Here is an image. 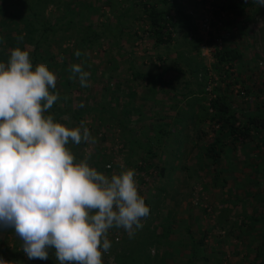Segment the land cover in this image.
I'll return each instance as SVG.
<instances>
[{"label":"trees","instance_id":"1","mask_svg":"<svg viewBox=\"0 0 264 264\" xmlns=\"http://www.w3.org/2000/svg\"><path fill=\"white\" fill-rule=\"evenodd\" d=\"M256 4H259L256 0L241 3L226 2L223 5L214 4L217 8L214 11V16L221 17L222 14H225L226 17L223 20L224 24L226 23V28L233 29L237 25L236 16H242V23L244 24L251 22L252 17L250 14H245V10L250 9L253 11ZM130 18L136 20L137 24L142 25L139 28L141 29L140 32L127 23ZM191 19V14L184 12L183 6L178 0H121L119 7L116 6L113 0H0V62H7L10 50L13 48L28 49L34 67L39 63H44L57 77L56 88L50 89V91L59 93L60 99L54 103L49 113L46 114H52L57 122L65 125L72 121L79 125L82 120L84 121L86 114H96L100 124L106 116L118 120V123L122 126L123 135L128 134L125 139V144L130 151L127 161L131 159L136 148L144 149L140 156L144 164L142 168L139 167L142 171L145 169L148 172L154 166L152 162L158 157L154 150L155 146L158 144L162 146L165 140L168 141L167 138L172 133H177L178 129H175L177 124H181L186 119L190 120L188 126H185L187 128L194 124L200 126L205 122L215 123L219 126L218 136L211 141L207 148L198 152L196 157L200 164L207 163L204 160L210 159L213 164L220 168L214 171L213 181L214 184H217L220 180L224 181L225 169L222 167V161L227 158L229 153L236 151L237 144L243 145L244 148L250 147L249 144L254 142L260 144L257 146L259 149L261 145L264 146V101L258 103L252 110L235 107L228 99L231 91L227 90L232 85L231 83H234L232 79L228 83L224 94L221 93L220 88L214 87L212 91L214 97H199V94H208L206 89L208 83L205 84L195 80L199 88L198 93L190 91L185 94L182 93V99L178 100V104L188 100L182 107L184 110L181 114L183 115L182 118L179 116L165 118L166 116L161 115V124L147 125L144 119L131 120L132 112L127 108L129 104L131 105L139 100V87H145L146 91L145 97L141 100H147L151 94L156 93V86L160 91H164L166 88L178 90L175 84L176 80L172 78V80H168L166 76H172L174 72L185 74L177 67V63L166 66V59H163L162 55L159 56L162 66H155L159 70L157 73L138 70L134 58L135 52H130L131 43L134 45L138 40L143 39V35H146L154 41L155 47L170 46L176 41L175 34L179 27L185 24L184 21L190 22ZM242 29L245 30L244 27ZM192 30L197 33V29L190 26L189 32ZM228 32L230 33L229 30ZM21 36L23 40H18V37ZM227 39H231V35ZM225 40L226 38H224ZM124 42H127L130 48L128 52L121 53L124 50ZM66 43H70L71 46L63 49ZM202 43V40L197 42L192 51L200 52ZM207 43H210V41ZM112 48L119 52V55L108 63L110 65L112 63L114 65L113 69H117L120 60H128L130 63V77L129 79L125 78L127 79L125 81H115L112 87L108 86L109 82H104V91L109 95L110 101L115 100L113 104L109 102H89L88 98H94L95 93L98 95L103 94L102 90H98L97 87L90 84L92 80H96L95 72L97 71V67H93L91 57L97 51L109 52ZM76 51H80L81 55L79 57L75 55ZM59 53L61 57H59ZM215 53V70L222 73L221 76L224 80L232 77L231 63L241 57L238 49L227 47L224 50L219 49ZM76 63H81L85 70L90 73L89 86L86 88L81 87L78 80L69 79L71 75L70 66ZM189 67L192 74L200 72L198 67H196V70L192 69L190 64ZM106 69L108 70V66ZM235 82L240 81L237 78ZM243 82L248 83V80L243 79ZM185 83L186 86H190L191 81ZM122 88H125L126 92L128 91L127 95L120 94ZM252 88L257 94H264V78L260 83L254 84ZM248 90L246 88V91L240 92V94L245 98L249 94ZM75 92L79 94L71 96ZM193 94L194 96L198 95V98H189ZM192 101L198 102L199 105ZM81 104H83V107H80ZM141 105L144 106L143 103ZM194 106L202 108L205 115L200 111L197 114L192 112ZM116 107H123L121 114L115 112ZM171 107L178 106L173 104ZM168 118L170 121H166ZM195 119L196 122H194ZM146 125L154 127L157 137L155 140L151 137H145V146H143V142L138 136L141 134L140 131L143 130L142 127L147 128ZM85 126L87 127V125ZM171 127L173 128L171 129ZM71 144L75 146L77 152H82L87 146L83 142L80 145H75L72 142ZM171 144L173 143L166 145L165 148H170ZM179 150L181 151V148ZM244 153L246 157L244 162L250 168H254L252 170L253 174H250V176L258 184V181L264 176V154L259 155V162H255V165L252 166L247 162L252 160V153H249L248 150H245ZM99 157L93 166L100 172H110L113 168L112 161L103 163L104 156ZM161 171H164V168H161ZM259 176H261L260 179H258ZM251 198L256 200L260 207L264 204V191L253 194ZM240 201L236 199L232 203L228 199L232 209L237 208ZM226 211L227 209H223V212ZM242 212L245 213L246 211L243 210ZM256 212L244 216L243 220L241 219L239 222L240 226L245 229L243 232L245 237L249 238L254 237V235L257 238L258 235L256 234L259 233L256 232L255 228L258 223L263 224L260 235L261 240L258 241V247L256 246V249H254L255 256L250 264H264V214L262 211L259 214H256ZM236 218L239 219L238 215ZM196 220L197 218H192L188 220L187 224L183 221L185 232L188 235L187 243L182 238L177 241L171 240L176 231L169 217L164 219V223L161 225L162 232L160 233L147 229L140 236L135 235L131 239L124 236L121 241L118 238L119 236H113L111 240L115 241L118 238L119 243L114 244L115 264H168L181 254L182 248H189L190 250L189 258L184 264L196 263L199 260L198 255H202L206 251L205 249L208 248L207 241L210 238L208 231H203L199 237H195L193 223ZM221 226L226 228L228 225L221 222ZM231 226H229L230 229ZM120 229L122 228L114 227L115 231ZM10 231L15 234L14 229H10ZM245 245L250 253L252 244L248 241V244ZM162 247L164 249H161ZM153 248L162 252L152 255ZM202 259L208 261L206 258Z\"/></svg>","mask_w":264,"mask_h":264},{"label":"rangeland","instance_id":"2","mask_svg":"<svg viewBox=\"0 0 264 264\" xmlns=\"http://www.w3.org/2000/svg\"><path fill=\"white\" fill-rule=\"evenodd\" d=\"M113 1L119 7L121 0ZM178 1L183 6L184 12L191 14L192 19L190 22L184 21L185 24L179 27L175 34L176 41L170 46L155 47L154 41L143 35L142 40H138L134 45L131 43L132 48L130 52H135L136 66H138V70L140 71L157 73L159 70L155 66H162V61H159V56L162 55V58L166 59V66L177 63V67L184 71L185 74L182 75L174 72L172 76H166L168 80L171 78L176 80L175 84L178 90L166 88L164 91H160L156 86V93L151 94L147 100H141L145 97V87H139V100L131 105L129 104L127 107L132 112L131 120L138 121L139 119H144L147 125H157L161 124V115L166 116L165 118L172 116L182 118L183 115L181 114L184 111L182 107H184V103H187L188 100L180 102V104H178V100L182 99V93L185 94L188 91L198 93L199 88L195 80L197 82L199 80V82L205 84L208 83L206 88L208 94H199V97H214L212 93L214 87L220 88L221 93L224 94L228 83L232 79L234 83H231L232 85L227 90L231 91L228 99L235 107L252 110L258 103L264 101V94L259 95L252 88L254 84L260 83L264 78V7L256 4L253 7V11L250 9L245 10V14H250L252 17L251 22L247 24L242 23V16H236L237 25L233 29H227L225 23L224 27L222 26L221 28V32L215 33L216 30L213 33H206L202 30V23L205 19H210L212 16L211 13L216 8L214 4L223 5L226 2L241 3L251 2L252 0ZM127 23L140 32L141 29L139 28L142 25L140 23L137 24L136 20L130 18V21ZM190 26L195 27L197 33H194L193 30L189 32ZM243 27L245 30L242 29ZM228 30L230 34L232 33L231 39H226L223 47L219 48L217 38L227 33ZM200 40L203 41L200 52L196 50L192 51L195 44ZM209 41L210 43H207ZM70 46V43H66L63 49H67ZM123 46L124 50L121 53L128 52L130 48L129 44L124 42ZM227 47L237 48L241 57H238L231 63L233 76L224 80L221 76L222 73L215 70L214 55L219 49L224 50ZM106 48L108 47L106 46ZM60 53L62 54L61 51ZM60 53L59 57H61ZM118 55L119 52L115 51L114 48L110 49L109 52L100 50L92 55L93 67H97V71L95 72L96 80H92L90 84L97 87L98 90H102L103 94L98 95L95 93L94 98H88L89 102H109L112 104L115 102V100L110 101L109 95L104 91V82H109L108 86L112 87L115 81H125L130 77V63L128 60H120L117 69H113L114 65L108 63L110 60L118 57ZM189 64L192 69L196 70V67H198L200 72L192 74L189 71ZM107 66L108 70L106 69ZM196 77L197 79H195ZM237 78L240 81L238 83L235 82ZM243 79H247L248 83H242ZM188 81H191L190 86L185 85V82ZM246 88L249 89V94L244 98L240 92L246 91ZM127 93L128 91L126 92L125 88H122L120 91V94L127 95ZM78 94V92H75L71 96ZM189 98L196 99L198 95L194 96L193 94ZM192 102L199 105L198 102ZM142 103L144 106L141 105ZM173 104L178 107L170 108ZM122 110L123 107H116L115 112L121 114ZM199 111L205 115L202 108L194 106L192 112L197 114ZM96 116V114H86L84 116V121H86L90 133L95 137V143H86L87 146H85L82 152H77L71 141L67 147L76 156L77 161L84 159L87 155L89 157L88 163L91 167H94L93 164L101 155L104 156L103 163L112 161L113 168L110 172L105 173L107 175L121 171V165L124 168L135 170V179L138 183L140 194L145 197L146 203L151 209L149 217L143 221V228L136 232V236H140L147 229L157 233L162 232L161 225L164 223V219L169 217L176 231L171 240L177 241L182 238L187 243L188 235L185 232V223L187 224L188 220L192 218H197L193 223L195 237H199L203 231H208L210 238L207 241L209 244L208 248L205 249L206 251L202 255H198L199 260L194 264H250L255 256L254 249H256V246L258 247V241L261 240L260 235L263 224L258 223L255 228L256 232L258 231L259 233L256 234L258 235L257 238L255 235V238H249L245 237V233H243L245 229L240 226L239 221L244 216L254 214L257 209L259 210L256 214H259L261 211L264 214V204L259 207L260 204H257V201L251 198L253 194L264 191V176L262 178L261 176L258 177V179L261 178L258 184L250 176V174H253L252 170L254 168H250L244 162L246 158L244 152L248 150L249 153H252V160L247 162L253 166L255 162H259L258 156L264 154V146L261 145L259 149L257 146L260 144L254 142L249 144L250 147L244 148L243 145L237 144L238 148L236 151L229 153L227 158L222 161V167L225 169V173L223 174L225 182L220 180L217 184H214V171L220 168L213 164V161L210 159L204 160L207 163L200 164L196 156L198 152L207 148L211 141L218 136L219 126L215 123L205 122L200 124V126L194 124L190 128H187L185 126H188V121L190 120L186 119L181 124H177L175 127V129H178L177 133H172L167 138L168 141L165 140L164 147L162 148L163 145L161 146V144L155 146L154 150L158 157L152 162L154 166L147 172L145 169L144 171L139 169V167L142 168L144 165L142 163L143 159L140 158L144 149L136 148L131 159L127 161L130 151L129 147L125 144V139L128 137V134L123 135L122 126L118 123V120L106 116L105 120L101 121L100 124ZM166 121H170V119L168 118ZM196 121L195 119L194 122ZM66 126L73 128L79 125L75 121H72ZM142 128L143 130L140 131L141 134L138 137L142 140L143 146H145L144 139L151 137L155 140L157 132L153 129L154 127L147 126L146 128L144 126ZM198 135L200 137H197ZM170 143L173 144H171L170 148L166 149L165 146ZM180 148L181 151L179 150ZM161 168H164V171H161ZM228 199L230 202L239 199L241 200L240 205L232 209ZM223 209H227V211L223 212ZM243 210L246 212L243 213ZM237 215L239 219L236 218ZM221 222L228 226L223 228ZM229 226L232 228L230 229ZM10 229L0 230V258L5 260H7V256L12 258L13 254H16L17 251L18 253H24L22 249L23 244H21L23 243L22 240L11 232ZM239 234L240 236L238 237ZM113 236H119L120 241L124 236L131 239L123 228L116 231L114 228L110 229L108 239L111 241V248L108 252L104 253L103 264H115L114 244L118 243V239L115 241L111 240ZM248 241L252 244V251L250 253L245 245L248 244ZM162 244L164 243L162 242ZM161 249H164V247ZM159 252L162 251L154 250L153 248L152 255H156ZM189 255V248H182L181 254L168 262V264H184ZM202 258H206L208 261H204ZM27 261L29 260L27 259ZM30 261L33 264H47L48 262H50L48 264H59L55 258L54 249L49 250L48 260L37 259Z\"/></svg>","mask_w":264,"mask_h":264},{"label":"clouds","instance_id":"3","mask_svg":"<svg viewBox=\"0 0 264 264\" xmlns=\"http://www.w3.org/2000/svg\"><path fill=\"white\" fill-rule=\"evenodd\" d=\"M256 2L264 7V0ZM69 71V79L89 86L81 63ZM56 82L46 64L33 66L28 49L13 48L0 62V230L14 229L28 260H48L54 249L59 264H103L109 230L123 228L133 238L151 209L134 169L121 165L107 175L87 155L77 161L69 142L95 143V137L86 121L69 128L46 114L60 99L50 91ZM0 264L10 262L0 258Z\"/></svg>","mask_w":264,"mask_h":264},{"label":"built area","instance_id":"4","mask_svg":"<svg viewBox=\"0 0 264 264\" xmlns=\"http://www.w3.org/2000/svg\"><path fill=\"white\" fill-rule=\"evenodd\" d=\"M217 10V8H214V10L212 11V16L210 17V19H205L202 23V30L205 31L206 33H217V32H221V28L222 26L224 27V20L223 18H225V14H222L221 17H215L214 16V11ZM231 34L230 33H224L223 35L219 36L217 38V42L219 45V48H222L223 46V41L224 38H228ZM118 239V238H117Z\"/></svg>","mask_w":264,"mask_h":264},{"label":"crops","instance_id":"5","mask_svg":"<svg viewBox=\"0 0 264 264\" xmlns=\"http://www.w3.org/2000/svg\"><path fill=\"white\" fill-rule=\"evenodd\" d=\"M21 244H23V243H21ZM11 259H12V261H11ZM7 260L13 264H33L30 260L27 261V257L24 253H18V251L16 252V254H13L12 258L10 256H7Z\"/></svg>","mask_w":264,"mask_h":264}]
</instances>
